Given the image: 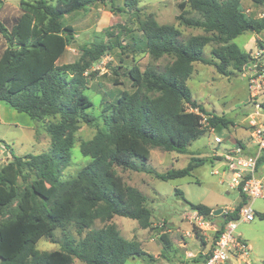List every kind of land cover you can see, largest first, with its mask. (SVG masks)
I'll return each instance as SVG.
<instances>
[{
  "label": "trees",
  "instance_id": "1",
  "mask_svg": "<svg viewBox=\"0 0 264 264\" xmlns=\"http://www.w3.org/2000/svg\"><path fill=\"white\" fill-rule=\"evenodd\" d=\"M97 3L108 5L109 0H21L20 15L12 27L7 29L0 22V34L8 44L0 54V102L35 121L58 118L47 128L52 140L49 153L17 157L6 144L12 160L0 171V219L14 204L16 210L10 220L0 221V264H74L75 259L85 264L152 261L137 242L125 239L115 224L92 229L95 221L105 224L116 216L135 220L144 229L152 225V213L145 206L147 196L126 186L115 169L169 181L190 176L194 168L205 164L207 160L192 159L188 167L166 173L148 166L151 148L186 154L211 127L217 132L228 128L229 120L210 114L194 99L187 85L193 64L215 66L225 76H231L233 70L242 72L253 57L233 41L248 32L264 31V18H248L241 9L242 0L182 3L178 17L181 24L201 28L209 36L186 39L173 26L155 25L145 31V51L157 59L170 56L174 61L164 68L142 72L133 67L129 71L135 91L123 92L115 103L105 106L104 128L82 145V152L91 161L75 179L63 181L61 171L69 161L80 125H94L95 121L89 113L94 104L82 86L83 72L115 48L93 44L83 49L81 62L59 66L57 62L67 48L77 41L74 29L65 25L64 19ZM125 4L133 7L136 2L127 0ZM187 6L198 14L197 18L186 16ZM211 43L220 47L207 59L204 50ZM116 46L121 48L119 43ZM205 117L208 126L203 124ZM263 164L264 157L259 162ZM25 170L36 177L30 187L20 183L21 178L26 181ZM238 191L242 200L233 212L223 215L213 243L228 222L240 218L247 197L241 187ZM176 195L185 199L182 191L177 190ZM189 206L207 219L212 216L213 209L208 206ZM70 226L79 234L86 232L85 236L78 241L71 239ZM57 229H62L61 250L34 253L30 260L23 258L29 247L42 238H53ZM202 258L195 263L200 264Z\"/></svg>",
  "mask_w": 264,
  "mask_h": 264
},
{
  "label": "rangeland",
  "instance_id": "2",
  "mask_svg": "<svg viewBox=\"0 0 264 264\" xmlns=\"http://www.w3.org/2000/svg\"><path fill=\"white\" fill-rule=\"evenodd\" d=\"M20 1L0 0V22L7 29L12 27L20 15ZM126 1L109 0L108 5L97 3L88 10L78 11L64 19V24L74 29L77 41L67 48L57 62L59 66L81 62L83 49L91 48L93 44L113 45L115 48L100 62L83 72L82 86L84 93L94 104L89 113L95 121L94 125H80L70 150L69 161L61 171L63 181L75 179L80 170L91 161V157L82 152V145L92 141L99 129L104 128L102 116L105 106L115 103L123 92L135 91L129 71L133 67H139L142 72L149 68H164L174 61L170 56L157 59L145 51V31L155 25L173 26L186 39L209 36L203 29L187 27L178 20L181 14L180 5L187 0H135L136 5L133 7H127ZM241 9L248 18L261 19L264 15V0H242ZM186 11V16L198 17L188 6ZM256 36L264 41L262 31L258 35L248 32L233 42L254 59L257 51L262 48ZM134 43H137L136 46L131 47ZM7 45L6 38L0 34V54ZM218 47V43L207 45L204 50L205 57L210 59L212 50ZM193 69L187 85L194 99L204 105L210 114L224 117L231 124L217 133L223 138L221 145L215 144V135L207 131L188 148L186 154L151 148L148 166L158 173L184 169L192 159L207 160L185 178L162 181L151 174L118 167L115 169L126 186L135 187L147 196L145 206L152 213V225L148 229L142 228L135 220L119 216L105 224L97 220L92 226V229H101L115 224L125 239L137 242L152 258V261L130 259L126 264H196L200 256L209 255L213 250L215 233L204 232L197 226V212L189 203L208 206L213 209V213L222 209L221 216H214L212 213L208 218L211 224L220 229L223 215L233 212L242 200L238 189L231 188L222 154L233 142H239L244 135H249L247 117L255 110L254 102L264 104V96L252 99L248 84L249 73L245 70H233L231 76H225L215 66L202 63H194ZM57 121L58 118L35 121L29 115L17 112L0 102V161L4 158V151L1 149L4 144H8L17 157L49 153L52 140L47 128L50 123ZM23 174L26 181L21 178V185L30 187L36 178L35 174L27 170ZM177 190L184 193L185 199L176 195ZM250 204L256 214L254 221H239L235 231V235L241 236L249 245L250 254L247 261L230 258L232 264H263L264 261V199L251 200ZM15 210L16 204L9 208L0 221L10 220ZM68 231L69 237L75 241L83 238L86 233L79 234L71 226ZM61 238L62 229H57L53 238H42L29 247L23 258L30 260L34 253L47 254L61 250ZM74 264L85 263L75 259Z\"/></svg>",
  "mask_w": 264,
  "mask_h": 264
},
{
  "label": "built area",
  "instance_id": "3",
  "mask_svg": "<svg viewBox=\"0 0 264 264\" xmlns=\"http://www.w3.org/2000/svg\"><path fill=\"white\" fill-rule=\"evenodd\" d=\"M244 70L249 73L248 84L252 99L256 100L264 96V53H256L253 61ZM262 104L254 102L255 110L248 116L253 151L248 152L244 146L233 142L222 154V162L227 170L226 176L231 188L241 187L242 193L247 197V203L240 210V218L226 224L224 231L215 241L211 254L208 257L205 255L200 264H232L230 258L247 261L249 257V245L241 236L235 235V231L239 221H254L256 214L250 204L251 200L264 199V164L259 165L264 157V107ZM203 124L208 126L207 117L204 118ZM208 132L215 135V144H223V138L217 135L215 128L211 127ZM1 149L7 152L6 146H2ZM195 219L197 226L204 232L220 230L198 212Z\"/></svg>",
  "mask_w": 264,
  "mask_h": 264
},
{
  "label": "crops",
  "instance_id": "4",
  "mask_svg": "<svg viewBox=\"0 0 264 264\" xmlns=\"http://www.w3.org/2000/svg\"><path fill=\"white\" fill-rule=\"evenodd\" d=\"M263 18H264V15H263ZM257 34V33H256ZM258 35V34H257ZM257 37V36H256ZM258 38V37H257ZM258 40H260V42H262V48L259 50V51H257V53H264V41L263 40H261V39H259L258 38ZM247 121H248V117H247ZM248 130V132H249V135L247 136V135H244L241 139H239L238 141L239 142H241L242 144H243V146L247 149V151L248 152H252L253 151V146H252V143H251V141H250V131H249V128L247 129ZM6 144H4V145H2V146H5ZM6 152L4 151V154H5ZM8 157H9V160H7L6 159V157L4 156V158L3 159H1V161H0V171H1V169H2V167L5 165V164H7L9 161H10V159H12V155H10L9 153H8Z\"/></svg>",
  "mask_w": 264,
  "mask_h": 264
},
{
  "label": "water",
  "instance_id": "5",
  "mask_svg": "<svg viewBox=\"0 0 264 264\" xmlns=\"http://www.w3.org/2000/svg\"><path fill=\"white\" fill-rule=\"evenodd\" d=\"M4 156L6 157L7 160H9L8 152H6L4 154ZM222 214H223V210L222 209L214 211V213H213L214 216H221Z\"/></svg>",
  "mask_w": 264,
  "mask_h": 264
}]
</instances>
